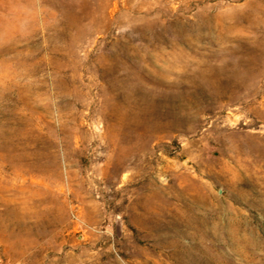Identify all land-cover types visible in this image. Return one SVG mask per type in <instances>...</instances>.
Returning <instances> with one entry per match:
<instances>
[{
  "label": "rangeland",
  "instance_id": "rangeland-1",
  "mask_svg": "<svg viewBox=\"0 0 264 264\" xmlns=\"http://www.w3.org/2000/svg\"><path fill=\"white\" fill-rule=\"evenodd\" d=\"M0 264H264V0H0Z\"/></svg>",
  "mask_w": 264,
  "mask_h": 264
}]
</instances>
